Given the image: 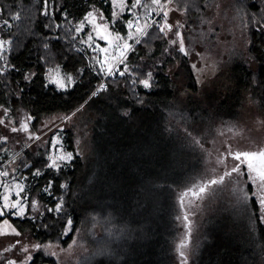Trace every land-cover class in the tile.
Returning a JSON list of instances; mask_svg holds the SVG:
<instances>
[{"label": "trees", "instance_id": "1", "mask_svg": "<svg viewBox=\"0 0 264 264\" xmlns=\"http://www.w3.org/2000/svg\"><path fill=\"white\" fill-rule=\"evenodd\" d=\"M211 1L172 0L185 12L188 42H199L200 22ZM222 2L225 16L239 24L245 58L232 78L233 95L240 101L254 98L264 111V0ZM94 6L111 18L112 0H0L2 16L11 23L9 50L0 55V106L13 113L28 110L37 130L45 118L66 117L85 101L84 110L95 113L84 117L92 123L82 131L87 148L75 152L68 165L48 166L45 152L30 146L16 155L30 178L42 171L33 187L46 208L35 216L0 215V221L10 219L40 244L67 247L80 236L87 249L76 264H175L180 231L176 191L188 180V166L173 141L183 131L166 130L183 129L203 116L199 84L189 54L167 51L171 44L160 31L162 13L129 53L125 62L132 72L124 62L122 74L107 78V87L88 99L104 73L95 72L94 52L80 46L75 23ZM176 63L186 94L168 72ZM59 66L74 76L72 87L47 84L46 73ZM149 75L146 88L142 82ZM67 133L74 142L75 132ZM45 185L50 186L48 197L40 192ZM252 203L257 237L246 243L224 228L204 238L201 227L192 264H264V224L255 198ZM48 261L37 251L30 264Z\"/></svg>", "mask_w": 264, "mask_h": 264}, {"label": "rangeland", "instance_id": "2", "mask_svg": "<svg viewBox=\"0 0 264 264\" xmlns=\"http://www.w3.org/2000/svg\"><path fill=\"white\" fill-rule=\"evenodd\" d=\"M171 2L172 0H159V3L140 0L139 6L133 7L136 0H112L111 18L103 9L94 6L75 23V33L80 38V46L94 52L93 61L97 71L105 74L119 59L115 47L125 43L129 47L135 44L146 34L151 20L163 13L160 22H163L171 44L167 51L171 53L175 49H181L182 41L183 51L189 54L199 84L197 94L202 98L206 109H203V116L183 129L170 128L166 131H183L173 141L177 150L182 148L183 161L188 166V180L176 191L180 231L175 244L174 262L184 264V257L180 255L182 250L187 258L186 264H192L196 242L198 238L201 239V227V232L205 233L204 238L208 237V232L222 234L219 231H224V228L246 243H250L254 235L257 237L252 198L257 202L260 220L264 224V205L260 203L264 198V190H261L258 179L254 181L256 174L250 173L246 164L234 159L236 152L264 150V111L254 98L248 96L240 101V98L233 95V80L245 58L241 51L242 35L239 24L229 18V14L225 16L226 4L222 0L210 2L209 13L202 18V28L196 36L199 42L194 44L192 41L188 42L184 35L187 21L185 12ZM165 12L168 14L166 21ZM14 16L17 18V14ZM129 22L133 25L131 28L128 26ZM165 23L172 25L171 29L165 27ZM10 24L0 10V55L10 47L11 39L7 36ZM137 26L143 31L138 32ZM124 65L126 71L132 72L129 62ZM168 72L182 90V94H186L185 80L179 72L178 63L169 65ZM150 75L144 79L149 84L146 88L151 86ZM46 81L59 89L72 87L76 82L74 76L60 66L48 70ZM60 83L64 86L61 87ZM93 93L89 94L88 99ZM85 102L66 117L62 113H56L45 118L39 124L38 130L33 127L28 110L19 109L13 113L10 108L0 106V144L5 143V147L0 148V215L35 216L45 210L43 197L33 187L36 177L42 171L36 170L30 178L21 171L19 157L16 155L30 146L35 152L38 149L45 152L48 166L59 168L68 165L75 152L79 153L87 148L82 131H88L92 123L84 117H93L95 113L84 110ZM69 130L75 132L74 142L68 138ZM68 154H71L70 158ZM5 159L7 160L4 162ZM235 166L240 167L239 174L232 172ZM4 173L7 175H3ZM221 178V183H212L214 180L220 181ZM200 185H206L207 190L197 199L189 190H197ZM40 192L48 197L51 193L50 186H43ZM184 193L189 194L183 196ZM5 197L9 205L7 208L4 207ZM13 204L17 207H12ZM181 244H186V247L181 249ZM35 245H40V248H35ZM24 248L28 251L25 252ZM86 249L80 236H76L67 247L58 243L40 244L29 237L27 232L20 231L10 219L0 221L2 264H8L10 260L15 261V264H30L37 251L52 259L44 264H76Z\"/></svg>", "mask_w": 264, "mask_h": 264}, {"label": "snow or ice", "instance_id": "3", "mask_svg": "<svg viewBox=\"0 0 264 264\" xmlns=\"http://www.w3.org/2000/svg\"><path fill=\"white\" fill-rule=\"evenodd\" d=\"M153 3H159V0H153ZM140 4V0H136V3L133 5V7H137ZM121 7H123V3H121ZM91 16V13L89 14ZM167 12L164 13V18L165 21L167 20ZM7 23V22H6ZM130 28L133 26L131 22H129L128 25ZM165 27H167L168 29H171L172 25H168L167 23H165ZM137 31L138 32H142L143 30L137 26ZM160 31H164V27H162L160 29ZM102 38H107V37H102ZM89 39L91 40V36L89 37ZM117 39H120V37H117ZM138 42V41H137ZM0 47H2V44H0ZM123 47L125 49H127L129 47V45L127 43H125L123 45ZM101 51H107V49H101ZM181 51H183V46H182V41H181ZM53 82H57L59 83V81H53ZM145 87H148V81L145 80L143 81ZM60 86L63 87V83H60ZM93 95H95V93H93ZM26 130V127H25ZM13 131H16V129H13ZM71 154H68V158H70ZM65 157H60V159H64ZM234 159L237 161H240L241 164H246L247 169L249 170L250 173H255L256 175L253 177L254 181L255 180H259L260 182V186H261V190H264V150H260L257 152H236L234 154ZM53 166H55V161H53ZM232 172H236L237 174H239L241 172V169L239 166H235L232 169ZM3 175H7V173H4ZM228 175H231V173H228ZM222 182V178L220 181H212L213 184L216 183H221ZM19 187V186H17ZM207 190V186L206 185H200L197 187V190H192L190 189L189 191L191 192V195L193 197H196L197 199L201 198V194L205 193ZM189 193H184L183 196H187ZM5 205L4 207L7 208L9 205L7 204V197H5ZM181 203H183V200L181 201ZM261 205H264V198H262L260 200ZM12 207H17L16 204H13ZM0 214H2V210H0ZM20 214H23V208L20 209ZM185 219H187V217L185 216ZM5 223H7V221H5ZM70 223V222H69ZM14 231V230H13ZM17 235H19V233H16ZM35 248L39 249L40 245H35ZM181 249H183L184 247H186V244H181ZM24 251L27 252L28 249L24 248ZM180 255L182 257H184V264H186V260L187 258L184 256V252L181 250L180 251ZM29 259H31V257H29ZM8 264H15V261H8Z\"/></svg>", "mask_w": 264, "mask_h": 264}, {"label": "built area", "instance_id": "4", "mask_svg": "<svg viewBox=\"0 0 264 264\" xmlns=\"http://www.w3.org/2000/svg\"><path fill=\"white\" fill-rule=\"evenodd\" d=\"M159 16L157 15L155 18H153L151 20L150 24L147 26L146 29H148L155 21H157V19L159 18ZM139 22H140V19H139ZM134 45L135 44H133L132 46L128 47L127 49L123 48L122 45H117L115 47V52L118 53L119 59L116 62V64L113 66V68L110 69L107 73L104 74V78L101 80V82L99 83V85L93 91L95 94H97L99 92V89H102V88L107 87V82H106L107 78H109V77H117L120 74H122L123 70H122L121 65L127 59L128 55L131 52V50L133 49ZM95 72H98L97 69H95Z\"/></svg>", "mask_w": 264, "mask_h": 264}]
</instances>
